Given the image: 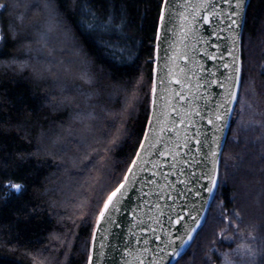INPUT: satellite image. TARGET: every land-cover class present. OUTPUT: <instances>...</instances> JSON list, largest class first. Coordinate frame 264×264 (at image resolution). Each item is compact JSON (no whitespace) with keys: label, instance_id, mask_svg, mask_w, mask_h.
Returning <instances> with one entry per match:
<instances>
[{"label":"trees","instance_id":"trees-1","mask_svg":"<svg viewBox=\"0 0 264 264\" xmlns=\"http://www.w3.org/2000/svg\"><path fill=\"white\" fill-rule=\"evenodd\" d=\"M161 2L0 0V264L88 263L146 126ZM245 11L241 43L264 27V0ZM232 193L218 186L210 205Z\"/></svg>","mask_w":264,"mask_h":264},{"label":"water","instance_id":"water-1","mask_svg":"<svg viewBox=\"0 0 264 264\" xmlns=\"http://www.w3.org/2000/svg\"><path fill=\"white\" fill-rule=\"evenodd\" d=\"M249 1L239 9L236 0H162L149 115L94 222L91 264H175L193 239L183 247L181 241L205 222L240 88ZM113 193L114 207L101 217Z\"/></svg>","mask_w":264,"mask_h":264},{"label":"rangeland","instance_id":"rangeland-1","mask_svg":"<svg viewBox=\"0 0 264 264\" xmlns=\"http://www.w3.org/2000/svg\"><path fill=\"white\" fill-rule=\"evenodd\" d=\"M241 54L240 88L218 171L219 188H233L231 204L219 199L210 205L192 256L178 264H211L215 253L223 256L221 264H264V27L245 36ZM218 238L221 250L213 246Z\"/></svg>","mask_w":264,"mask_h":264},{"label":"snow or ice","instance_id":"snow-or-ice-1","mask_svg":"<svg viewBox=\"0 0 264 264\" xmlns=\"http://www.w3.org/2000/svg\"><path fill=\"white\" fill-rule=\"evenodd\" d=\"M243 5H244V0H236V7L237 8L242 9L243 8ZM33 6L39 7L38 4H35ZM7 7H8L7 4H0V9H7ZM233 14L234 15H237L238 13H235L234 12ZM160 19H161V21H163V19H164L163 15H161ZM233 23H235V21H233ZM152 91H153V94H155V87H153ZM217 119H219V117H217ZM141 147H143V145H141ZM133 163H135V161ZM23 187H24L23 185L18 184V183H12L11 181H9L8 184H7V188L12 189V190H14L17 193L22 192ZM117 191H119V189H117ZM209 191H211V190H209ZM115 195H116V193H113L112 196H109L107 203H105V205H104V211L101 212V214H100L101 217H103L104 214H105V212H107L109 210V206L110 205H112L114 207V205H113V197ZM195 231H196V229H192L188 233V239L181 241V247H183L184 244L190 242L193 239L192 233H194ZM175 255L179 256L180 253L179 252H176ZM89 264H91V258H89Z\"/></svg>","mask_w":264,"mask_h":264}]
</instances>
